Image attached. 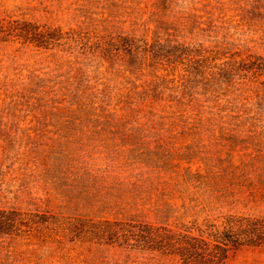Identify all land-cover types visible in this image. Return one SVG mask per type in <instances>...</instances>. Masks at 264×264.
<instances>
[{"label": "rangeland", "instance_id": "obj_1", "mask_svg": "<svg viewBox=\"0 0 264 264\" xmlns=\"http://www.w3.org/2000/svg\"><path fill=\"white\" fill-rule=\"evenodd\" d=\"M0 19L61 30L0 33V208L49 220L0 237V264H183L115 221L264 215L258 175L220 161H264V0H0Z\"/></svg>", "mask_w": 264, "mask_h": 264}, {"label": "trees", "instance_id": "obj_2", "mask_svg": "<svg viewBox=\"0 0 264 264\" xmlns=\"http://www.w3.org/2000/svg\"><path fill=\"white\" fill-rule=\"evenodd\" d=\"M8 22L9 24H6L4 19H0V33L14 35L26 42L35 43L39 47H47L53 40L58 39L59 37L57 38L54 34L55 31L61 33L60 29L45 28L28 21L12 19ZM249 116L252 115L249 114ZM220 161L225 163L226 167L232 168L234 174L238 172L245 177L251 173L258 175L264 185V175H262L264 161L259 154H247L236 162L231 152L230 158L224 157ZM199 176L205 177V181L208 180V175L200 174ZM48 221L45 216L35 220L17 210L8 211L0 208V237L6 234L13 236L15 233L13 230L21 229L20 226H27L29 223L45 224ZM115 223L120 225L122 231H114L110 235L122 237L124 240L131 235H136L145 241L149 239L152 242L150 248L153 251L174 257L183 264H225L229 244L238 247H264V215L231 212L217 218L205 219L202 223L194 221L191 225H183L177 229L147 223L119 221Z\"/></svg>", "mask_w": 264, "mask_h": 264}]
</instances>
